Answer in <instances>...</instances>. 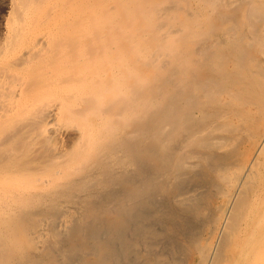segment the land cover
I'll return each mask as SVG.
<instances>
[{"label":"bare ground","instance_id":"bare-ground-1","mask_svg":"<svg viewBox=\"0 0 264 264\" xmlns=\"http://www.w3.org/2000/svg\"><path fill=\"white\" fill-rule=\"evenodd\" d=\"M0 264H264V0H10Z\"/></svg>","mask_w":264,"mask_h":264},{"label":"rangeland","instance_id":"rangeland-1","mask_svg":"<svg viewBox=\"0 0 264 264\" xmlns=\"http://www.w3.org/2000/svg\"><path fill=\"white\" fill-rule=\"evenodd\" d=\"M9 9H10V0H0V30L4 26V22L9 13Z\"/></svg>","mask_w":264,"mask_h":264}]
</instances>
